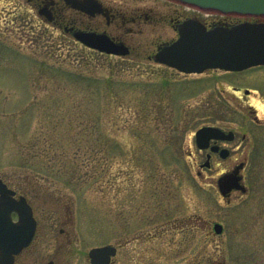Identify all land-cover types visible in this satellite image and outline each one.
I'll list each match as a JSON object with an SVG mask.
<instances>
[{
	"label": "rangeland",
	"instance_id": "rangeland-1",
	"mask_svg": "<svg viewBox=\"0 0 264 264\" xmlns=\"http://www.w3.org/2000/svg\"><path fill=\"white\" fill-rule=\"evenodd\" d=\"M107 1L128 14L158 13L128 34L127 56L86 47L23 0H0V176L39 219L27 264L52 256L70 212L85 251L129 241L117 264H264V65L183 73L152 56L177 37L174 9L208 20L264 15L173 0ZM80 72L102 86L78 81ZM107 78L126 83L107 91ZM207 124L237 133L227 144L231 156H213L210 168L201 166L208 151L195 141ZM241 162L247 192L228 202L217 180ZM136 235L140 242H130Z\"/></svg>",
	"mask_w": 264,
	"mask_h": 264
},
{
	"label": "water",
	"instance_id": "water-1",
	"mask_svg": "<svg viewBox=\"0 0 264 264\" xmlns=\"http://www.w3.org/2000/svg\"><path fill=\"white\" fill-rule=\"evenodd\" d=\"M203 8L217 9L226 12L241 14L264 15V0H182ZM88 9V8H86ZM179 36L171 42H164L158 46L154 55L157 62L167 64L184 72H203L208 68H221L225 70H243L251 66L264 64V22L243 21L233 25L217 24L207 27L197 19H187L178 28ZM75 37L87 46L99 49L107 53L129 54V49L124 44H117L109 37L95 33L75 32ZM250 90L247 89L246 93ZM234 133H225L217 126H203L196 132L197 144L200 148L209 146L211 138L232 139ZM213 146V150H218ZM228 149L223 148L221 155L226 157ZM210 166V155L203 164ZM244 162L231 171L218 178L217 185L222 196L229 197L233 189L246 192L247 188L242 184L243 175L240 170ZM0 193L2 194L0 207H8V194L14 193L0 178ZM18 210L20 220L18 226L31 225L27 242L30 241L36 221L30 205L22 196L18 204L12 205ZM5 211L0 210V217ZM216 233L223 231V225L215 223ZM111 247L94 248L91 251L94 264H107L108 258H103Z\"/></svg>",
	"mask_w": 264,
	"mask_h": 264
},
{
	"label": "flooded vegetation",
	"instance_id": "flooded-vegetation-1",
	"mask_svg": "<svg viewBox=\"0 0 264 264\" xmlns=\"http://www.w3.org/2000/svg\"><path fill=\"white\" fill-rule=\"evenodd\" d=\"M23 1H25L30 7L36 10V13L40 17V19L45 21L47 24H50L52 27L61 29L67 34H70L73 38V34L77 31L103 34L110 37L116 43H122L127 45L130 49V52H132L133 50V44L128 34H138L142 32V25L144 19L155 20L158 17V13H154L153 10L147 12L140 7L130 10V14H128V12L125 10L124 6L121 3L120 5H113L107 0ZM173 1L180 4H184L189 8H196L179 0ZM83 7L88 8V10ZM170 15L174 20L176 27H178L182 21L188 18L199 19L208 26L217 23L233 24L240 21L226 18H215L213 20H208L206 18H202L198 13L184 12L180 11L179 9H174V11L170 13ZM165 17L166 14H161L162 19H164ZM254 121L258 124L261 123L260 119H258L257 116H254ZM225 130L228 131L230 129ZM236 136L237 133L235 131V135L231 140L223 138L211 139L210 147L205 149L208 151L207 155L211 154V158L213 156L221 157L219 150H211L212 145H218L220 146V148L228 147L227 144L235 140ZM244 139H247L245 134H243V140ZM231 153L232 152L230 149L228 155L225 158H221L228 159L231 156ZM236 166L237 164L234 165V168ZM231 170H233V168ZM8 186H10L9 183ZM236 192L239 191H232V193ZM8 195V202L10 204H17L23 194L16 191L15 193H9ZM1 198L2 194L0 193V203ZM27 203L31 205L33 209V216L36 220L35 232L31 241L28 244H26L25 242L27 240V230L29 229L28 227H30V222L29 226L26 224L23 226H18L17 222L20 219V215L16 208L0 207V210L8 212V214L6 213V215L0 217V264H27L28 260L30 259V256L33 252L32 247L35 244L36 237L38 236L39 219L35 214L32 202L28 198ZM73 220L74 219L71 212L67 213L62 219L61 227L58 231L59 236L57 238L58 242L56 243V250L54 251L52 256L47 259L43 264H94L92 262L90 251L95 247H103L105 245H109L112 248L111 252L107 251V253L104 254L103 258H108L109 261L107 264H117L118 256L120 255V253H122V250L127 246L129 241L127 240L126 244H113L107 241L93 245L88 249V251H85V244H81L76 239L81 229L77 228ZM132 241L140 242V239L136 235L133 240H130V242ZM19 244L23 245L19 249H17L16 247L20 246Z\"/></svg>",
	"mask_w": 264,
	"mask_h": 264
},
{
	"label": "trees",
	"instance_id": "trees-1",
	"mask_svg": "<svg viewBox=\"0 0 264 264\" xmlns=\"http://www.w3.org/2000/svg\"><path fill=\"white\" fill-rule=\"evenodd\" d=\"M79 80L78 81H81V80H86L87 83H88V86H92L94 85L93 83H98L100 86H102V84L100 83L101 82V79H99L97 76H90V75H86L82 72L80 73H76L75 75ZM103 80V79H102ZM104 81V80H103ZM118 82V83H117ZM123 80L121 79H116L115 78H107V81L105 83H103L104 87L107 88V91L108 89L111 90V89H114L116 87L117 84L121 83L123 84ZM126 83V82H124ZM133 84V83H132ZM35 166H32V169H34ZM37 167V166H36ZM38 168H41L40 166L37 167Z\"/></svg>",
	"mask_w": 264,
	"mask_h": 264
}]
</instances>
